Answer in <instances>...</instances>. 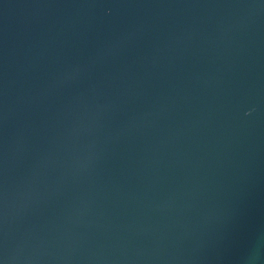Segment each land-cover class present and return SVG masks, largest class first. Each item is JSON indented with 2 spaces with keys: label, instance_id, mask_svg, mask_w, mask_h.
<instances>
[{
  "label": "water",
  "instance_id": "95a60500",
  "mask_svg": "<svg viewBox=\"0 0 264 264\" xmlns=\"http://www.w3.org/2000/svg\"><path fill=\"white\" fill-rule=\"evenodd\" d=\"M0 264H264V0H0Z\"/></svg>",
  "mask_w": 264,
  "mask_h": 264
}]
</instances>
